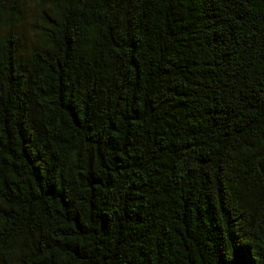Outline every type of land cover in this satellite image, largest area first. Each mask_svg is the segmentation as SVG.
<instances>
[{"label": "trees", "instance_id": "1", "mask_svg": "<svg viewBox=\"0 0 264 264\" xmlns=\"http://www.w3.org/2000/svg\"><path fill=\"white\" fill-rule=\"evenodd\" d=\"M0 28V264H264V0H0Z\"/></svg>", "mask_w": 264, "mask_h": 264}, {"label": "rangeland", "instance_id": "2", "mask_svg": "<svg viewBox=\"0 0 264 264\" xmlns=\"http://www.w3.org/2000/svg\"><path fill=\"white\" fill-rule=\"evenodd\" d=\"M27 14H30V11L27 13ZM27 31H28V29H27V27L24 29V34H25V40H26V42H30V40H32V39H30V37H31V35H30V37L28 36V34H27ZM2 32V28H0V33ZM25 42V43H26Z\"/></svg>", "mask_w": 264, "mask_h": 264}]
</instances>
